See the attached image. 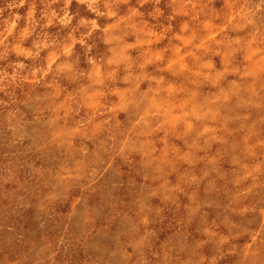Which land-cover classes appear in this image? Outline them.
<instances>
[{
  "label": "rangeland",
  "instance_id": "374dc122",
  "mask_svg": "<svg viewBox=\"0 0 264 264\" xmlns=\"http://www.w3.org/2000/svg\"><path fill=\"white\" fill-rule=\"evenodd\" d=\"M77 2L0 3V264H264V0Z\"/></svg>",
  "mask_w": 264,
  "mask_h": 264
},
{
  "label": "trees",
  "instance_id": "16d2710c",
  "mask_svg": "<svg viewBox=\"0 0 264 264\" xmlns=\"http://www.w3.org/2000/svg\"><path fill=\"white\" fill-rule=\"evenodd\" d=\"M3 0H0V3H2ZM4 5V6H3ZM2 6L4 7V9L6 10V13H9L11 14V16L14 17L15 19V16H19L18 18H16L14 20V22L17 24L16 26V29H15V34L13 36H10L8 38L9 41H13L15 37L18 36V38H20L21 36L19 35V33L21 31H23L27 25V10L29 9V4L26 3L24 6H20L19 8H5V3H2ZM76 8L79 9V13L78 14L76 12ZM70 11L71 13L73 12V15H76V17L78 18L79 16L81 17H88V18H91L93 16H95V14H93L91 12V10L88 9V7L86 5H80L77 0H71V7H70ZM9 14L6 15L9 16ZM5 16L4 15H0V21H1V18H4ZM99 21H102V18H99ZM1 23V22H0ZM0 28H1V24H0ZM46 32H50V29H46V30H41V33H46ZM53 32V30L51 31ZM15 36V37H14ZM20 43L22 47L26 48V49H30L33 47V41H32V38H23V40H18L16 42L17 43ZM11 47H13L12 45L10 46V49ZM3 49V45L0 44V51ZM18 61H22V62H25V64L27 65H30L32 63V61H29V60H23V58H20L15 52L11 51L9 52L7 58L3 61V62H0V66L2 65H5V64H10V63H16ZM21 84H19L18 86L20 87ZM12 89V88H11ZM11 89L9 90H3V91H0V94H6L8 93ZM1 96V95H0Z\"/></svg>",
  "mask_w": 264,
  "mask_h": 264
}]
</instances>
